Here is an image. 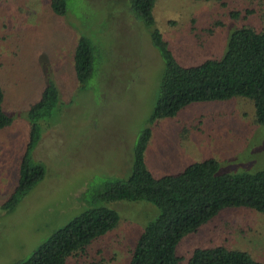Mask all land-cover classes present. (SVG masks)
I'll use <instances>...</instances> for the list:
<instances>
[{
    "label": "rangeland",
    "instance_id": "374dc122",
    "mask_svg": "<svg viewBox=\"0 0 264 264\" xmlns=\"http://www.w3.org/2000/svg\"><path fill=\"white\" fill-rule=\"evenodd\" d=\"M231 10L240 16H230ZM153 15L177 60L190 65L220 57L232 28L263 27L264 0H156ZM81 34L98 46L95 73L84 89L73 69ZM163 69L144 25L128 12V0H67L61 16L49 0H0L2 106L12 120L0 129V204L18 180L29 105L50 79L64 104L62 113L42 122L33 150L46 166L44 178L12 211L0 209V264L27 258L54 230L97 204L105 182L127 177L133 146L147 126L145 161L156 176L206 157L218 160L219 172L264 166V128L245 98L193 103L149 123ZM103 204L118 211V225L67 264H129L139 233L158 213L148 201ZM216 245L245 249L264 261V215L225 208L184 236L177 253L187 259L194 248Z\"/></svg>",
    "mask_w": 264,
    "mask_h": 264
},
{
    "label": "trees",
    "instance_id": "16d2710c",
    "mask_svg": "<svg viewBox=\"0 0 264 264\" xmlns=\"http://www.w3.org/2000/svg\"><path fill=\"white\" fill-rule=\"evenodd\" d=\"M155 3L156 0H128V12L144 25L151 45L164 62L148 122L173 117L193 103L242 97L251 102L253 119L264 128V26L232 28L220 57L185 65L177 60L156 25ZM49 8L56 15H65L67 0H49ZM230 16L237 18L240 12L231 10ZM97 52L98 46L92 37L78 36L73 69L83 89L94 76ZM58 88L53 80H48L36 101L29 105L28 140L19 162L17 183L0 204L4 212L12 211L45 176L46 166L33 157V150L42 137V122L62 113L64 104ZM3 97L0 85V129L12 122L3 110ZM150 136L151 127L142 129L133 146L129 175L105 182L94 197L98 199L97 204L54 230L27 258L7 264H67L69 258L118 225V211L103 203L120 200L148 201L158 209L130 250L129 264H182L184 261L185 264H264L245 249L225 245L194 248L187 259L177 253L184 236L196 232L225 208L247 207L264 215V166L254 172H219L218 160L206 157L180 170L156 176L145 161Z\"/></svg>",
    "mask_w": 264,
    "mask_h": 264
}]
</instances>
